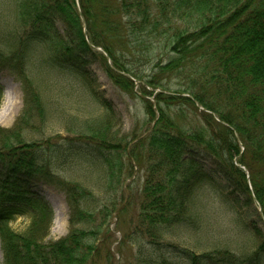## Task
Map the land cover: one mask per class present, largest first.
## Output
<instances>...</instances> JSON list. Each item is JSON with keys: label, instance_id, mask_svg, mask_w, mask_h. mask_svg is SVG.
I'll list each match as a JSON object with an SVG mask.
<instances>
[{"label": "trees", "instance_id": "obj_1", "mask_svg": "<svg viewBox=\"0 0 264 264\" xmlns=\"http://www.w3.org/2000/svg\"><path fill=\"white\" fill-rule=\"evenodd\" d=\"M169 2L160 0L166 27L152 17L149 0L17 1L22 33L12 44L13 51L0 53V65L19 75L24 94L14 125L0 126L3 264H95L98 216L106 218L111 208L116 210L119 189L133 174L132 164L124 159L131 140L114 132L113 106L95 92L104 112L85 123L78 141L59 135L63 141L30 138L43 133L48 121L47 103L25 67L37 45L50 54L41 66L83 72L97 57L116 85L134 92L136 81L143 78L133 65L150 62L147 35L164 27L165 58L159 55L154 74L141 86L144 95L146 86L161 89L154 101L141 97L153 127L146 136L134 137L136 144L129 150L146 167L140 221L155 239L162 237L165 226L183 222L197 190L210 178L199 160L203 152L215 159L231 194L244 196L264 218V0H172L174 17L189 21L184 29L175 27L165 12ZM178 76H185L189 85L172 92L169 84ZM3 94L0 84V107ZM183 94L192 95L200 106ZM188 102L197 111L203 107V123L182 124L184 110L173 112L174 106ZM80 156L105 167V202L53 170L55 162L64 164ZM36 178L66 195L70 230L60 239L48 240L55 213L32 192ZM27 213L33 215L30 226L23 232L13 230L9 223ZM255 234L260 240L261 232ZM263 252L261 242L253 257L228 250L203 254L184 250L183 256L189 264H259ZM149 264L181 263L161 256Z\"/></svg>", "mask_w": 264, "mask_h": 264}, {"label": "rangeland", "instance_id": "obj_2", "mask_svg": "<svg viewBox=\"0 0 264 264\" xmlns=\"http://www.w3.org/2000/svg\"><path fill=\"white\" fill-rule=\"evenodd\" d=\"M17 1L0 0V53L4 55L13 51L12 44L22 33L17 15ZM171 1L165 12L175 27L186 28L190 25L189 21L174 17ZM149 4L152 17L160 20L161 24L167 27L160 0H149ZM59 28L63 30L62 25ZM163 28L147 35L149 51L147 54L150 62L144 61L139 65H133L144 82L154 74L155 65L160 59L159 55L165 58ZM150 29L152 30V27ZM31 56V60L25 66L26 71L40 88L47 103L48 121L43 133H35L30 138L41 140L57 138L59 135L66 141H78L80 139L78 132L84 128L85 123L104 112L95 97L96 93L98 96H104L113 106L116 116L113 124L114 132H119L120 136L128 135V140H131L124 159L127 164H132L133 174L119 189L116 210L111 208V215L106 218L102 215L98 216L95 229L99 230L96 241L99 253L95 256V264H149L151 261L158 262L161 256L181 264H189L183 256L184 250L196 254L228 250L239 257L256 255L261 242L264 244V218L261 209L257 211L256 205H247L244 196L231 194L228 183L218 172L215 159L204 152L199 154V160L210 178L197 190L183 222L165 226L162 237L155 239L140 221L146 167L138 164L130 156L129 150L136 144L137 140H133L134 137L146 136L153 127V119L147 115L141 97L154 101L155 94L161 89L153 90L146 86L148 94L144 95L141 91L143 81H137L133 88L134 92L125 90L111 80L104 62L97 57L87 66L86 71L76 72L53 67L51 64L41 66V62L50 56L44 45H37ZM108 63L111 64V61L108 60ZM0 84L4 88L0 107V126L10 128L23 109L22 83L18 74L13 73L9 67L0 65ZM188 85L185 76H178L171 80L169 87L173 92L184 90ZM183 96L195 101L190 94ZM7 104L9 111L1 115ZM196 105L200 106L197 103ZM181 109L184 110L182 124L194 127L203 123L200 115L201 112H205L203 107H199L197 111L188 102L183 106L172 108L173 112L178 113ZM156 115L158 116V112ZM57 139L63 141L61 138ZM54 166L56 167H53V170L61 179L82 184L93 191L101 203L105 202L107 176L101 162L80 156L71 158L64 164L55 162ZM247 174L249 177L248 171ZM31 190L36 196L47 201L54 210V220L48 240H57L66 236L70 230V209L66 195L41 178L32 181ZM100 207L101 205L97 210ZM32 220L33 215L27 213L17 216L9 225L16 232H23L30 226ZM256 231L261 232L260 240L255 234ZM259 259V264H264V252L259 255ZM3 262L4 254L0 238V264Z\"/></svg>", "mask_w": 264, "mask_h": 264}, {"label": "bare ground", "instance_id": "obj_3", "mask_svg": "<svg viewBox=\"0 0 264 264\" xmlns=\"http://www.w3.org/2000/svg\"><path fill=\"white\" fill-rule=\"evenodd\" d=\"M7 103H8V102H7ZM8 107H9V106H8V104H7L6 109L4 110L5 112H4V111L1 112V115H4L5 113H7V112L9 111L10 108H8Z\"/></svg>", "mask_w": 264, "mask_h": 264}, {"label": "water", "instance_id": "obj_4", "mask_svg": "<svg viewBox=\"0 0 264 264\" xmlns=\"http://www.w3.org/2000/svg\"><path fill=\"white\" fill-rule=\"evenodd\" d=\"M85 32H86V29H85ZM108 60L110 61V58L108 57ZM127 77L133 79L129 74H126Z\"/></svg>", "mask_w": 264, "mask_h": 264}]
</instances>
